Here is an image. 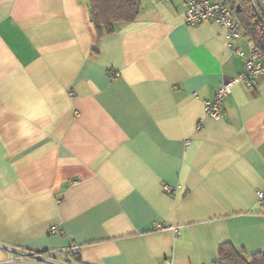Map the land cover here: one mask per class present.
I'll return each instance as SVG.
<instances>
[{
    "label": "crops",
    "instance_id": "1",
    "mask_svg": "<svg viewBox=\"0 0 264 264\" xmlns=\"http://www.w3.org/2000/svg\"><path fill=\"white\" fill-rule=\"evenodd\" d=\"M186 0H140L101 31L90 0H0V264L68 248L69 264H216L224 243L264 251V76ZM47 95L55 121L19 101ZM30 127L29 135L22 127ZM160 223L162 228H157ZM177 227V230L170 228Z\"/></svg>",
    "mask_w": 264,
    "mask_h": 264
},
{
    "label": "built area",
    "instance_id": "2",
    "mask_svg": "<svg viewBox=\"0 0 264 264\" xmlns=\"http://www.w3.org/2000/svg\"><path fill=\"white\" fill-rule=\"evenodd\" d=\"M185 21L189 25H195L204 21H213L221 25L225 30L228 46L240 55H245L242 47L236 44V40L242 35L240 22L235 18L229 0H186ZM250 53L244 60V69L231 80L223 81L212 100L205 101V109L209 116L221 118L223 116V105L226 98L232 93L235 82L242 81L247 86H255L257 79L264 76V54L258 49L253 40L249 41ZM258 200L264 203V186L257 191ZM157 228H162L160 223ZM177 230V227L170 226ZM79 245L72 243L68 248L50 250H29L22 252L20 259H32L42 264H69L67 261L59 260L57 255H66L67 252L76 251ZM165 264H171L166 262Z\"/></svg>",
    "mask_w": 264,
    "mask_h": 264
},
{
    "label": "trees",
    "instance_id": "3",
    "mask_svg": "<svg viewBox=\"0 0 264 264\" xmlns=\"http://www.w3.org/2000/svg\"><path fill=\"white\" fill-rule=\"evenodd\" d=\"M114 13L108 15L107 10L97 0H90L92 21L101 31L103 28L112 30L116 22L131 21L140 10V0H109ZM235 18L240 22L246 37L253 40L258 49L264 54V15L254 0H229ZM216 264H264V251L247 255L234 246L224 243L220 258Z\"/></svg>",
    "mask_w": 264,
    "mask_h": 264
},
{
    "label": "clouds",
    "instance_id": "4",
    "mask_svg": "<svg viewBox=\"0 0 264 264\" xmlns=\"http://www.w3.org/2000/svg\"><path fill=\"white\" fill-rule=\"evenodd\" d=\"M21 104V111L25 114L26 121L40 119L42 116H47L55 121L57 113L55 106L50 104L47 95L35 94L26 96L19 101ZM31 132L30 127H22V134L29 135Z\"/></svg>",
    "mask_w": 264,
    "mask_h": 264
},
{
    "label": "rangeland",
    "instance_id": "5",
    "mask_svg": "<svg viewBox=\"0 0 264 264\" xmlns=\"http://www.w3.org/2000/svg\"><path fill=\"white\" fill-rule=\"evenodd\" d=\"M99 4V7L97 8L100 11V5H102L108 12V15L114 13L112 11H114L113 9H111V7H113L112 2L109 0H97L96 5Z\"/></svg>",
    "mask_w": 264,
    "mask_h": 264
},
{
    "label": "water",
    "instance_id": "6",
    "mask_svg": "<svg viewBox=\"0 0 264 264\" xmlns=\"http://www.w3.org/2000/svg\"><path fill=\"white\" fill-rule=\"evenodd\" d=\"M254 1L256 2V5L258 6V8L260 9V11L264 15V0H254Z\"/></svg>",
    "mask_w": 264,
    "mask_h": 264
}]
</instances>
